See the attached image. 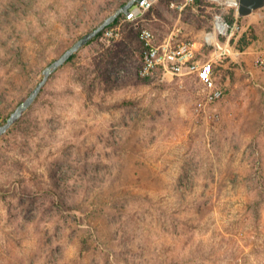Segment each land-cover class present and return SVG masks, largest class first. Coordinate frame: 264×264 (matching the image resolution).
<instances>
[{
	"label": "rangeland",
	"instance_id": "374dc122",
	"mask_svg": "<svg viewBox=\"0 0 264 264\" xmlns=\"http://www.w3.org/2000/svg\"><path fill=\"white\" fill-rule=\"evenodd\" d=\"M128 0H0V124L44 68ZM159 0L158 41L208 38L231 0ZM182 4L184 0H174ZM197 112L194 75L143 77L138 28L53 72L0 137V264H264V7Z\"/></svg>",
	"mask_w": 264,
	"mask_h": 264
},
{
	"label": "built area",
	"instance_id": "2783aa9c",
	"mask_svg": "<svg viewBox=\"0 0 264 264\" xmlns=\"http://www.w3.org/2000/svg\"><path fill=\"white\" fill-rule=\"evenodd\" d=\"M159 0H137L129 12L123 13L120 20L107 26L102 38L107 40L120 39L124 34V27L133 23L138 28V40L142 47V63L140 74L143 77L161 75L175 77L194 75L201 83L198 93L200 97L196 103L197 112H206L209 107L222 101L227 96V87L218 82L215 72L217 65L224 66L235 60V56L242 52L240 40L246 36L248 27H243L238 10L233 23L225 17L215 24V38L209 41L212 51L208 58L198 56L192 39L174 41L172 36L158 41L154 31L142 24L146 14ZM195 0H184L182 4L172 1V7L183 10L186 5ZM217 1V0H215ZM235 4V3H233ZM236 5V4H235ZM237 6V5H236ZM256 64L264 65V56L259 55Z\"/></svg>",
	"mask_w": 264,
	"mask_h": 264
},
{
	"label": "water",
	"instance_id": "95a60500",
	"mask_svg": "<svg viewBox=\"0 0 264 264\" xmlns=\"http://www.w3.org/2000/svg\"><path fill=\"white\" fill-rule=\"evenodd\" d=\"M137 0H128L123 5L118 7L114 12L108 15L102 22L95 28L80 37L72 46L67 48L59 57L48 64L43 70V78L36 84L29 95L11 112L6 122L0 124V137L6 133L11 126L16 123L25 111L35 102L39 96L43 86L48 81L50 75L55 72L59 67L66 63L70 56L76 53L80 48L85 46L90 40L96 37L107 26L113 23L119 15L129 12V8ZM237 5V10L240 16L251 14L254 10L264 7V0H234Z\"/></svg>",
	"mask_w": 264,
	"mask_h": 264
},
{
	"label": "trees",
	"instance_id": "16d2710c",
	"mask_svg": "<svg viewBox=\"0 0 264 264\" xmlns=\"http://www.w3.org/2000/svg\"><path fill=\"white\" fill-rule=\"evenodd\" d=\"M236 11H237V6L235 4H230L229 7H228V12L226 13L225 12V19L229 22V23H233V21L235 20L236 18ZM123 16V14L119 15L118 18L113 22L111 23L110 25H113L115 23H117L120 18ZM243 16H239V18H241ZM104 31V30H103ZM103 31H101L96 37H94L92 40H90L87 44L91 43L92 41L96 40L97 38H99L102 34H103ZM247 38L244 36L241 38L240 40V47L241 48H245L248 41L246 40ZM86 44V45H87ZM77 53V52H76ZM76 53L72 54L70 56V58L66 61V63L70 60H72L75 56H76Z\"/></svg>",
	"mask_w": 264,
	"mask_h": 264
},
{
	"label": "crops",
	"instance_id": "0c3cea01",
	"mask_svg": "<svg viewBox=\"0 0 264 264\" xmlns=\"http://www.w3.org/2000/svg\"><path fill=\"white\" fill-rule=\"evenodd\" d=\"M215 31L212 33V35L209 36L208 41H212L215 38Z\"/></svg>",
	"mask_w": 264,
	"mask_h": 264
},
{
	"label": "bare ground",
	"instance_id": "6f19581e",
	"mask_svg": "<svg viewBox=\"0 0 264 264\" xmlns=\"http://www.w3.org/2000/svg\"><path fill=\"white\" fill-rule=\"evenodd\" d=\"M234 3V0H231Z\"/></svg>",
	"mask_w": 264,
	"mask_h": 264
}]
</instances>
